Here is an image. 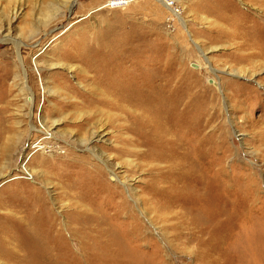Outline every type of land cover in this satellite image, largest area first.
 Returning a JSON list of instances; mask_svg holds the SVG:
<instances>
[{"label": "rangeland", "instance_id": "1", "mask_svg": "<svg viewBox=\"0 0 264 264\" xmlns=\"http://www.w3.org/2000/svg\"><path fill=\"white\" fill-rule=\"evenodd\" d=\"M173 1L184 24H166L168 8L156 0H0V238L13 252L0 264H264V57L249 56L258 48L244 35L247 19L264 21V4ZM100 38L134 43L123 67L153 74L170 99L182 87L184 103L197 99L195 166L206 181L215 160L216 219L198 201L201 186L162 205L142 193L136 206L126 193L120 180L141 193L153 176L141 158L117 155L136 124L78 95L95 85L94 72L80 71L72 53ZM93 130L103 138L89 147L109 156L116 183L80 142Z\"/></svg>", "mask_w": 264, "mask_h": 264}, {"label": "bare ground", "instance_id": "2", "mask_svg": "<svg viewBox=\"0 0 264 264\" xmlns=\"http://www.w3.org/2000/svg\"><path fill=\"white\" fill-rule=\"evenodd\" d=\"M156 1L169 9L167 0ZM261 3L264 4V0ZM175 16L184 24L178 13H175ZM240 16L244 17L243 15ZM246 22L250 24L247 25V32L244 34L245 42L250 45L255 44L258 48V53L254 52L255 54H249V56L252 58L254 56L264 57V21L247 19ZM260 24L263 28H261ZM237 27L239 26H236V29ZM13 43L16 55L20 59L18 51L21 42L16 41ZM134 45L131 42L105 41V38H100L84 44L81 48L79 45L75 46V52L72 55L76 60H79L80 71L87 72L91 68L94 72L91 78L95 85L88 91L78 93L81 102H85L87 98H90L89 101L91 103L122 113L125 112L126 117L136 124L135 128L126 127L133 134L127 140L131 147L120 146L122 153H117L119 158L124 155H134L147 162L149 167L152 168L153 176L142 186L140 189L141 193L137 192L128 183L129 180H120L122 186L125 187L126 193L136 206L142 193L149 194L150 196L147 199H150L155 204L160 200V205H162L174 202L176 197L172 198L169 195L171 192H182L186 188L189 189L193 186L198 188L201 186L205 192L202 197L198 198V201L204 205L205 203L210 204L211 210L209 209L207 214L205 212V215L207 219L214 220L222 212L219 210L213 211L214 206L221 201V184L217 179V168L214 159L207 167L211 175L206 181L199 179L203 173L201 172L202 170L195 166V163L200 161L201 150L199 146L202 142V138L199 137L201 129L198 115L200 116L201 109L196 106L198 101L194 98L192 107L184 103V97L188 95V91L183 87L178 90H169L168 92L173 97L170 99L165 89L156 88L157 85L151 78L153 74L145 73V75H141V69L136 65L131 67V64H129L123 67L126 63L123 54ZM105 56H107V60ZM247 57L248 55L246 54L245 58ZM247 74H249L248 76H253L252 71H248ZM195 99L196 103L194 105ZM126 107L129 108L126 109ZM136 110L139 113H135ZM189 113H192L193 116H189ZM183 126L184 128L191 127L194 130L193 134L196 132V135L188 136L184 130L180 131ZM44 131L46 130L44 129ZM100 131H91L90 135L80 140V142L86 145L88 151H91L108 166L107 169L110 173H113L111 177L116 183L119 181L118 174L114 172L113 167L108 165L109 156L105 155V158H103L102 152L93 148V145L89 147L95 138H103ZM187 143L193 144L191 151H185L184 146ZM115 147V145L111 146L114 149ZM152 198H156L155 201ZM178 199L182 200L181 198ZM181 204L184 205L185 203L182 202ZM114 205H117L114 215H118L120 203H114ZM141 213L145 214L143 210H141ZM3 239L0 238V254L6 257L12 256L13 252ZM201 245L207 252L212 247V241L203 242Z\"/></svg>", "mask_w": 264, "mask_h": 264}, {"label": "built area", "instance_id": "3", "mask_svg": "<svg viewBox=\"0 0 264 264\" xmlns=\"http://www.w3.org/2000/svg\"><path fill=\"white\" fill-rule=\"evenodd\" d=\"M167 2H168L167 5H168L169 9L167 12L165 22L168 25H173L174 18L176 17L175 13H179V9L177 8V6L173 0H167Z\"/></svg>", "mask_w": 264, "mask_h": 264}, {"label": "water", "instance_id": "4", "mask_svg": "<svg viewBox=\"0 0 264 264\" xmlns=\"http://www.w3.org/2000/svg\"><path fill=\"white\" fill-rule=\"evenodd\" d=\"M191 66H193L194 68H197V64L194 62L191 63Z\"/></svg>", "mask_w": 264, "mask_h": 264}]
</instances>
